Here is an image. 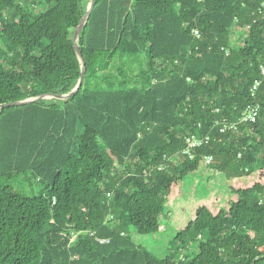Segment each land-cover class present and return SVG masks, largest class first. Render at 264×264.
Returning a JSON list of instances; mask_svg holds the SVG:
<instances>
[{
    "label": "trees",
    "instance_id": "16d2710c",
    "mask_svg": "<svg viewBox=\"0 0 264 264\" xmlns=\"http://www.w3.org/2000/svg\"><path fill=\"white\" fill-rule=\"evenodd\" d=\"M91 2L0 0V106L86 64L0 109V264H264V0H96L81 58ZM194 174L228 192L169 232Z\"/></svg>",
    "mask_w": 264,
    "mask_h": 264
},
{
    "label": "rangeland",
    "instance_id": "374dc122",
    "mask_svg": "<svg viewBox=\"0 0 264 264\" xmlns=\"http://www.w3.org/2000/svg\"><path fill=\"white\" fill-rule=\"evenodd\" d=\"M24 1V0H22ZM217 183L215 184V188H211L210 185L204 184V180L202 176H199L198 174H194L189 177L187 181H185L179 188L178 191H180L177 196L179 197L176 201V208H178L176 211L173 210V215L170 221H167L164 223L165 230H168L169 232L173 231L174 229V223L176 220L180 219L181 225H185L186 222H189L194 218L195 210L202 205H205L209 202L210 197L213 194H215L216 198H224L226 192H228V185ZM212 189V191H211ZM215 189V190H214ZM214 190V193H212ZM182 211V212H181ZM182 213L185 214L186 218L183 220L179 214L182 215ZM175 230V229H174ZM137 240L143 244L148 245V248L153 247V238L150 237H137Z\"/></svg>",
    "mask_w": 264,
    "mask_h": 264
},
{
    "label": "built area",
    "instance_id": "2783aa9c",
    "mask_svg": "<svg viewBox=\"0 0 264 264\" xmlns=\"http://www.w3.org/2000/svg\"><path fill=\"white\" fill-rule=\"evenodd\" d=\"M204 0H199L200 3H202ZM263 10L259 9V15H263ZM246 31L249 32L251 29V26L248 25L245 27ZM195 37L197 38H201V33L199 31H195L194 32ZM223 51L226 52V55H230V50L229 49H224ZM169 64V63H168ZM261 73H262V78L260 81H258L256 83V85L254 86V88L252 89V96L255 97V93L258 90V88L261 85V81L262 79H264V67H261ZM260 112H261V107L260 105L256 104V103H252L249 104L245 110L242 113V116L239 120V122L236 123H232V122H228V121H223V122H217L216 123V127L220 128V134L221 135H227L228 133H234L237 134L239 133V127L240 125H244V124H255L260 116ZM211 138L210 137H205L203 139H198V138H191L187 140V148L185 149V151L183 152V155L188 157L189 159H192L193 156V151H195L198 148H201L204 144H208L210 143ZM241 157V154H239V158ZM177 159L180 160L179 157H177ZM206 163L207 164H211L213 157H207L206 159ZM170 162H173V158L167 159V163L166 165H168ZM166 165H164L162 168H160V171H164L166 169ZM109 197H111V195H108ZM55 201L53 202V205H55ZM76 238V236H73V240ZM108 241H100L101 244H105Z\"/></svg>",
    "mask_w": 264,
    "mask_h": 264
},
{
    "label": "water",
    "instance_id": "95a60500",
    "mask_svg": "<svg viewBox=\"0 0 264 264\" xmlns=\"http://www.w3.org/2000/svg\"><path fill=\"white\" fill-rule=\"evenodd\" d=\"M95 4H96V0H92L91 6L89 7V10H88L86 16L81 21V23H80L79 27L77 28V30L75 32V35H74V39H73L74 47H75V50L77 51V53L79 54V56L81 58H82V53H81L80 48H79V46L77 44V41H78V38L80 36V33L84 29L86 23L88 22V20L90 18V15L92 14V12H93V10L95 8ZM85 77H86V64L83 61V71H82V76H81V80H80V85H79L78 88H76L73 91L72 94L65 95V96L42 95V96H40V97H38L36 99L28 100V101H25V102L4 104V105L0 106V109H4V108H7V107H15V106H20V105H25V104H29V103L36 102V101H42V100L56 99V100H59V101H65V100L69 99L71 96L75 95L79 91L80 87L84 83Z\"/></svg>",
    "mask_w": 264,
    "mask_h": 264
}]
</instances>
